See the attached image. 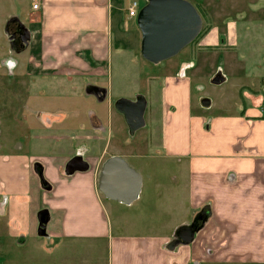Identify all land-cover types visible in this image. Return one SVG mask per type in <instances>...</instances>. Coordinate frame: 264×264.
I'll return each mask as SVG.
<instances>
[{
  "label": "crops",
  "instance_id": "1",
  "mask_svg": "<svg viewBox=\"0 0 264 264\" xmlns=\"http://www.w3.org/2000/svg\"><path fill=\"white\" fill-rule=\"evenodd\" d=\"M123 1L8 0L5 17L13 20L6 23L3 37L11 46L8 38L21 28L27 40L23 47L11 46V54L25 56L10 62V74L67 80L68 95H83L87 85L101 91L112 56L123 58L130 49L140 53L136 20L121 17ZM204 1L196 2L207 15ZM5 5L0 1V15ZM225 35L210 20L191 54L218 48L225 39L229 48H236L237 23L228 25ZM178 64L174 75H163L160 90L150 86L156 78L147 77L143 96L148 121L160 131V140L149 145L159 149L158 158L168 160V170L128 163L134 153L103 147L96 132H83L84 140H31L30 145L41 146L36 153L23 152L22 143L15 142L14 152L0 154V217H5L1 264H17L11 253L35 240L45 241L41 250L70 241L104 240L107 264H264V108L258 109L261 99H251L250 93L260 90L241 88L250 107L238 115L192 114L189 61ZM77 85L82 89L76 90ZM33 91L50 93L40 87ZM202 101L203 108L209 107V101L207 107ZM31 113L38 127H49L45 116L53 114ZM56 119L59 125L64 117ZM113 157L141 178L138 196L128 205L106 199L97 189L100 169ZM72 161L76 166L70 171ZM189 227L194 238L186 245L177 234Z\"/></svg>",
  "mask_w": 264,
  "mask_h": 264
},
{
  "label": "rangeland",
  "instance_id": "2",
  "mask_svg": "<svg viewBox=\"0 0 264 264\" xmlns=\"http://www.w3.org/2000/svg\"><path fill=\"white\" fill-rule=\"evenodd\" d=\"M6 4L0 15V154L15 151V142L23 145V152H39L41 146L31 144V140L44 137H66L71 140H84L80 134L96 132L101 145L109 148L123 149L127 153H134L136 158L129 160L132 165H141L145 170H168V160L158 158V148H152L150 140L159 139L160 131H156L152 122L148 121L149 107L144 114V127L134 133L128 131L122 115L114 109V103L120 99L135 102L137 98L146 96L147 77L156 78L150 86L156 90L163 87L164 76L174 75L178 71L179 60L189 61L190 73V103L192 114L204 116L238 115L242 110L250 107L248 98L243 95V86L260 91H250L251 99H261L258 109L264 108V0H208L205 6L207 15H203L202 28L205 31L210 20L220 36H226L228 25L237 23L240 35L236 48H229L228 40L220 41L218 48L195 50L191 54L188 45L175 57L158 64L144 61L139 50L125 54L123 58L112 56L107 75L103 78V89L93 90L88 85L83 95H68L67 80H41L40 77L24 76L18 72L10 74V62L21 54H11L13 49L3 37V30L11 17H5L8 11V0H0ZM142 8L144 0H136ZM195 9H203L204 0H185ZM121 17L126 22V9L131 0H125ZM255 5V6H254ZM197 11V10H196ZM23 19V18H21ZM202 19V18H201ZM134 18L131 22H135ZM5 34L9 37L10 26ZM137 29V28H136ZM203 36V35H202ZM226 38V37H225ZM132 44H127L130 47ZM191 54V55H190ZM25 56L23 54L21 57ZM24 67V66H23ZM220 77L222 81L213 84L212 80ZM67 81V82H66ZM262 83V84H261ZM56 84H61L57 88ZM78 84V82H75ZM56 86V87H55ZM49 91V94H38L34 88ZM33 88V89H31ZM56 88V91H52ZM31 89V90H30ZM82 87H76L81 90ZM60 90V91H57ZM263 92H262V91ZM58 92H61L58 94ZM63 92L66 94L63 95ZM57 93V94H56ZM102 95V97H98ZM207 100V108L201 106V101ZM109 101V103H108ZM44 110L50 119V125L39 126L38 120L31 112ZM85 110V111H83ZM60 111V112H58ZM96 111L98 121L94 120ZM64 112V113H61ZM264 114V113H263ZM64 117L63 123L57 122L56 117ZM157 118V117H156ZM156 124H159V120ZM43 123H40L39 125ZM46 125V124H45ZM156 126V125H154ZM45 127V128H44ZM42 152V151H41ZM72 161L69 170L76 164ZM4 207H0V211ZM4 219L0 217V225ZM5 223L1 229L4 232ZM40 242L35 240L18 246L17 251L11 253V258L17 264H107L108 249L104 240L70 241L56 247L44 246L39 248ZM3 263L0 260V264Z\"/></svg>",
  "mask_w": 264,
  "mask_h": 264
},
{
  "label": "water",
  "instance_id": "3",
  "mask_svg": "<svg viewBox=\"0 0 264 264\" xmlns=\"http://www.w3.org/2000/svg\"><path fill=\"white\" fill-rule=\"evenodd\" d=\"M136 16V25L141 35L140 56L150 63L158 64L179 54L190 45L202 30V19L196 9L185 0H145ZM13 38L8 41L14 48ZM22 38V46L27 44ZM15 49V48H14ZM221 78L212 83L218 84ZM207 107L208 101H202ZM146 102L143 97L135 102L120 99L114 109L123 116L128 131L134 133L144 127ZM141 178L124 160L109 158L102 165L97 182L98 191L108 200L128 205L136 200ZM178 239L188 245L193 241L191 227L181 229Z\"/></svg>",
  "mask_w": 264,
  "mask_h": 264
},
{
  "label": "flooded vegetation",
  "instance_id": "4",
  "mask_svg": "<svg viewBox=\"0 0 264 264\" xmlns=\"http://www.w3.org/2000/svg\"><path fill=\"white\" fill-rule=\"evenodd\" d=\"M11 33V32H10ZM14 40V48L17 49L18 47L22 46V38H26L24 32L21 28L14 30L10 35Z\"/></svg>",
  "mask_w": 264,
  "mask_h": 264
},
{
  "label": "built area",
  "instance_id": "5",
  "mask_svg": "<svg viewBox=\"0 0 264 264\" xmlns=\"http://www.w3.org/2000/svg\"><path fill=\"white\" fill-rule=\"evenodd\" d=\"M34 9L37 8L36 5L33 7ZM140 10V6L136 0H131L129 7L127 8V15L129 18H136L138 11Z\"/></svg>",
  "mask_w": 264,
  "mask_h": 264
},
{
  "label": "trees",
  "instance_id": "6",
  "mask_svg": "<svg viewBox=\"0 0 264 264\" xmlns=\"http://www.w3.org/2000/svg\"><path fill=\"white\" fill-rule=\"evenodd\" d=\"M196 10H197L198 14L200 15V17L202 18V20H203V15L205 14L204 10L201 9V8L198 9V7H197ZM207 30H208V28L205 31L202 28V30H201L200 34L198 35V37L191 44L195 43ZM41 226L43 227V223H42Z\"/></svg>",
  "mask_w": 264,
  "mask_h": 264
}]
</instances>
